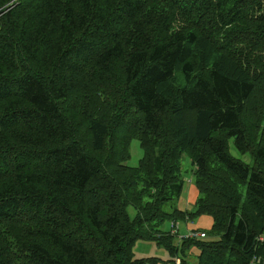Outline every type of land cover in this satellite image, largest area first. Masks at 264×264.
<instances>
[{
  "label": "trees",
  "instance_id": "obj_1",
  "mask_svg": "<svg viewBox=\"0 0 264 264\" xmlns=\"http://www.w3.org/2000/svg\"><path fill=\"white\" fill-rule=\"evenodd\" d=\"M261 234L264 0H0V264H251Z\"/></svg>",
  "mask_w": 264,
  "mask_h": 264
},
{
  "label": "rangeland",
  "instance_id": "obj_2",
  "mask_svg": "<svg viewBox=\"0 0 264 264\" xmlns=\"http://www.w3.org/2000/svg\"><path fill=\"white\" fill-rule=\"evenodd\" d=\"M229 145H230V152L232 155L243 160L244 162L248 163L249 165L253 166V157H252L251 153L240 152L237 149V147L235 146L234 138L230 139ZM130 149H131V157L127 160V164L137 165L139 162V159L143 155V150H142V147L140 145V140L137 138H134L131 142ZM181 162H182L181 175L184 178L185 185H186V184H188L187 181L189 179H191V180L194 179L195 166L192 164L191 158L186 153L183 155ZM193 184L195 185L194 182H193ZM199 195H200V193L198 191L197 199H198ZM178 205H179V203H178ZM130 212H131V214H134V209H130ZM180 222H183V220ZM169 224H170V222L166 221L162 227L164 228L166 225H169ZM207 236L209 238L216 237L212 231H209V234L207 233ZM140 242H143V243H140ZM140 242H138L137 245H135V247L133 249V252L135 254L134 256L137 258L152 257V256H147V255H151V254H147V253L151 249L153 250V245H155L154 241H140ZM156 247H157V244H156ZM197 250L198 249L195 247L192 249V251L187 255V257H185L186 262L184 264H197ZM153 251H155V250H153ZM161 259L162 260L158 264H175L174 261L170 260L169 255H166L164 258H161ZM174 260L176 261V259H174Z\"/></svg>",
  "mask_w": 264,
  "mask_h": 264
},
{
  "label": "crops",
  "instance_id": "obj_3",
  "mask_svg": "<svg viewBox=\"0 0 264 264\" xmlns=\"http://www.w3.org/2000/svg\"><path fill=\"white\" fill-rule=\"evenodd\" d=\"M187 182L188 184L184 186V191L181 195V198L179 199V207L183 210L191 211L194 210L195 202L199 190L198 188H196L197 186L193 184L194 180L189 179ZM212 225H213V218L210 215H201L195 218L194 220L186 218L183 222L178 221L174 223L173 221H171L169 225H166L164 227V229L171 230L173 234H175L174 241L176 244L179 245L182 242V239L188 236L191 231L200 230V231H206L208 233ZM153 250L151 249L150 251H148L147 254H151V255H147V256H158L160 258H164L166 255H168L167 251L164 248H161L158 245L156 247V243L155 245H153ZM198 253L199 250H197V254ZM174 263L184 264L182 258L180 257H176V261L174 260Z\"/></svg>",
  "mask_w": 264,
  "mask_h": 264
},
{
  "label": "built area",
  "instance_id": "obj_4",
  "mask_svg": "<svg viewBox=\"0 0 264 264\" xmlns=\"http://www.w3.org/2000/svg\"><path fill=\"white\" fill-rule=\"evenodd\" d=\"M188 236L199 239H204L208 237L205 231H199V230L191 231ZM257 240H258V246L251 259V264H264V234L258 236Z\"/></svg>",
  "mask_w": 264,
  "mask_h": 264
}]
</instances>
